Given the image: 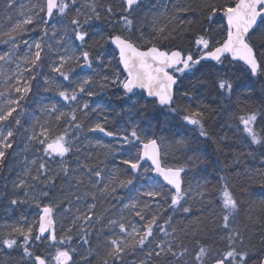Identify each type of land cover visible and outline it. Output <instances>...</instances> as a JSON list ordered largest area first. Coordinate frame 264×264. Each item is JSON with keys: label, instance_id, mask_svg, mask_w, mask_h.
<instances>
[{"label": "snow or ice", "instance_id": "1", "mask_svg": "<svg viewBox=\"0 0 264 264\" xmlns=\"http://www.w3.org/2000/svg\"><path fill=\"white\" fill-rule=\"evenodd\" d=\"M0 32L9 46L0 54V205L20 213L0 227V255L264 264V199L246 188L237 197L222 169L216 196L207 182L185 187L191 169L218 165L207 157L229 147L209 130L213 105L264 150V0H29ZM253 97L260 107L248 106ZM20 142L32 158L8 177ZM177 153L184 163H169ZM108 156L122 168L106 172ZM249 180L264 189V172ZM210 226L222 247L208 243Z\"/></svg>", "mask_w": 264, "mask_h": 264}, {"label": "trees", "instance_id": "2", "mask_svg": "<svg viewBox=\"0 0 264 264\" xmlns=\"http://www.w3.org/2000/svg\"><path fill=\"white\" fill-rule=\"evenodd\" d=\"M111 2L116 4L119 0H111ZM173 2H175V0H164V3L169 4V6ZM6 5L7 0H0V18L4 16ZM215 27L219 28V25ZM37 36L38 31L34 34V37ZM7 46L8 45L4 44L2 40H0V49ZM77 71L80 70L77 69ZM256 87L257 89L259 88L258 85ZM39 93L40 95H45L42 88L39 89ZM205 102L209 103L210 101L205 100ZM243 102V96H241L239 100L234 97L232 105L233 111L240 112V106ZM248 106L251 108L260 107L259 99L253 97V100L249 102ZM213 107L216 112L220 113V115H214L208 122L209 130L214 131L217 135L226 136L227 132H229L230 139L226 141L229 147L224 153L214 154L207 157L210 160L218 161V165H213V167L210 168H205L204 165H200L197 168L191 169L185 176V179L192 177L193 180L203 182L204 184L207 182L209 191L213 196H216L221 187V184L219 183V176L221 175L222 169L223 174L227 176V179L232 186V191L237 195V197L247 198V193L241 191L242 188H246L247 192L252 194V200L258 202L261 199H264V189H261L258 183H253L249 180V173L258 174L259 172H264V150L260 149L258 146H252V148H250L243 135L235 132V124L233 121L229 120V115H225L223 112H220V109L215 105H213ZM33 112H38V110L33 108L30 110L28 115H32ZM262 128H264V124H260L257 130L259 131ZM191 135H195V133H192ZM21 137L17 138L18 141H20ZM252 149L255 150L253 151ZM207 151L208 153H213V148L209 147ZM100 159H105V157L101 156ZM168 161L171 164L179 165L184 163L185 157L177 153L175 156H169ZM105 163L107 165L105 168L106 172H111L116 168H122V165L119 164L118 157L114 161L111 156H108ZM226 164L228 167H225ZM235 175L239 176L238 185L234 182ZM120 194L124 196L125 200H127L126 190H121ZM197 200H199L198 197ZM105 207H108V205L103 204L99 210L103 211V208ZM193 210H195L194 206ZM28 211L32 213L35 212V209H28ZM19 215L20 213L18 211H13L11 212V219L18 217ZM29 218L31 219L32 217L30 216ZM179 218H184L183 214L176 219ZM258 227L264 228V221H262ZM207 234L211 235V238L207 240L209 244H211L214 248L222 247L219 236L214 235L211 228H209ZM93 243H96L95 237L93 238ZM185 243L188 244L190 248L192 247L190 242ZM39 251L43 252V249ZM0 264H21L19 251L13 252L11 256L0 255Z\"/></svg>", "mask_w": 264, "mask_h": 264}, {"label": "rangeland", "instance_id": "3", "mask_svg": "<svg viewBox=\"0 0 264 264\" xmlns=\"http://www.w3.org/2000/svg\"><path fill=\"white\" fill-rule=\"evenodd\" d=\"M28 3H29V0H17L16 8H13V9H8L7 5H6L4 16L2 18H0V30L7 29L11 24H13L16 21L17 10H18L20 4H28ZM34 34H36V31L25 34L24 38L25 39L35 38ZM0 35H2V32H0ZM21 47L23 48V45H21ZM8 48H9V46L3 47L2 49H0V54H3L4 52H6L8 50ZM229 120H230V117H229ZM227 137H228L227 140H229L230 139L229 132H227ZM23 139L24 138L21 137L20 141H23ZM23 148H24V142H20L19 143V149H20L19 154L13 155V157H12V170L10 172L5 173V175H7L8 177H15L17 172L23 167V161H24L25 155H28L29 159L32 158V153H30V152L25 153L24 151H22ZM234 182L237 185L239 184V176H237V175L234 176ZM198 184L203 185L204 183L200 182V181L193 180L192 177H188L185 179V187H188L189 185H191L193 191L197 190ZM9 187H10V185H9ZM132 195H135V193H132ZM5 204H6V202H5ZM193 206L195 208L194 212H196V208L199 207V204L196 203ZM14 219L15 218L11 219V212L6 211L4 205H0V227H2L5 223L13 222ZM181 220H183L184 223L187 222L186 219H184V218L177 219V222L179 223ZM209 228H211V226ZM209 238H211V235L207 234V240ZM185 242H190V240L188 238H186Z\"/></svg>", "mask_w": 264, "mask_h": 264}, {"label": "water", "instance_id": "4", "mask_svg": "<svg viewBox=\"0 0 264 264\" xmlns=\"http://www.w3.org/2000/svg\"><path fill=\"white\" fill-rule=\"evenodd\" d=\"M102 139H104V140H108V138H106V137H101Z\"/></svg>", "mask_w": 264, "mask_h": 264}]
</instances>
